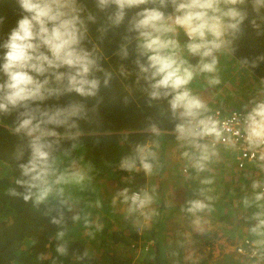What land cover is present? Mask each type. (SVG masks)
Here are the masks:
<instances>
[{"label": "clouds", "instance_id": "9594fccd", "mask_svg": "<svg viewBox=\"0 0 264 264\" xmlns=\"http://www.w3.org/2000/svg\"><path fill=\"white\" fill-rule=\"evenodd\" d=\"M13 2L19 18L0 43V117L15 113L11 134L17 137L22 134L26 143L18 144L13 153L23 177L15 183L24 192L16 193L13 189L12 195H21L25 202L32 200L40 205L54 193L63 196L64 185L81 184L85 179L82 172L60 171L55 153L62 140L75 142L81 136L80 121L88 117L82 101L97 97L102 86H110L114 75L126 78L131 74L124 65L118 69L102 66V53L99 44L91 41L90 25H97L98 40L110 30L125 26L114 55L121 60L134 57L135 83L142 85L140 91L149 105L166 102L167 112L176 122L175 140L184 149L181 157L187 162L186 171L190 168L197 175L209 171L218 155L216 143L223 138V129L191 86L198 78H204L209 86L220 84L222 55L249 71L264 64V54L251 58L235 55L246 29L256 37H264V0ZM99 14H103L102 19ZM3 20L0 17V23ZM85 41L91 47H85ZM190 58L196 62L190 63ZM73 95L81 99L45 105L48 100ZM245 122L249 144L264 143V100L253 103ZM147 131L158 137L161 129L158 123L150 122ZM75 146L73 143L72 147ZM156 161V151L145 141L135 144L133 154L125 156L119 167L150 176ZM200 183L211 185L213 179L208 176ZM252 190L251 200L243 198L246 208L257 209L249 217L255 221L249 231L264 237V183L253 181ZM129 192L124 188L117 195L129 203L130 213L141 212L153 202V195L146 190L131 195ZM60 203L65 204V200ZM205 210L211 211V206L204 200L187 201L188 213L195 215ZM61 219H53L52 223L59 224ZM63 236L64 232L57 233V239ZM56 251L64 254L66 248L61 244Z\"/></svg>", "mask_w": 264, "mask_h": 264}, {"label": "trees", "instance_id": "16d2710c", "mask_svg": "<svg viewBox=\"0 0 264 264\" xmlns=\"http://www.w3.org/2000/svg\"><path fill=\"white\" fill-rule=\"evenodd\" d=\"M96 27L94 25L91 35L103 50L102 66L105 69H118L120 65H124L131 74L126 78L114 75L110 86H102L97 97L82 101L88 110V117L80 121L81 136L75 142L62 140L55 153L58 169L69 173L82 172L86 176L85 183H70L68 187L64 185L63 196L54 193L47 202L40 205H35L32 200L25 202L21 195H12L10 190L13 189L16 193L24 192L15 183L16 179L23 177L13 153L18 144L26 141L22 134L20 137L11 134L10 125L15 120V113L0 117L3 121L0 123V264H133L132 250L137 248L140 249V254L144 253L139 257L140 264H180L168 260V257L173 256L177 245L167 241L162 246L159 244L161 237L166 236L164 227L168 226L162 203L155 208L157 215L152 228L148 231L140 229V233L137 227L132 226L131 214L118 221L94 215L97 210L92 206V201L97 198L107 200L105 195L95 192L96 188L104 190L106 178L111 175H126L127 171L120 169L119 162L125 156L133 154L135 144L145 141L156 144L162 139H175L173 128L176 123L167 112L165 101L151 105L146 102V97L140 91L142 85L137 86L135 83L134 57L130 55L128 60H121L116 55H109L112 48L108 42L115 40L120 44L125 26L110 30L102 40L97 39ZM258 54H264V37H256L251 30L246 29L238 41L236 58H251ZM190 59V63L195 60ZM249 72L259 76L260 80L264 79V64ZM96 75L99 76L100 73ZM262 85L264 86V81L259 83L260 87ZM261 92V88H254V96L262 94ZM73 98L81 99L74 95L64 96L48 100L45 105H63ZM150 122H156L160 126L158 137H152L147 131ZM107 131L116 132L105 133ZM73 143L75 148L72 147ZM161 168L162 165L159 169ZM191 173L193 174L192 170ZM197 184L198 182L195 193L198 194L199 187L203 184ZM83 187L88 190L86 195L82 192ZM214 198L217 196L214 195ZM61 200H65V204L61 205ZM54 209H59V212ZM53 219H61V223L54 224ZM161 219L162 226L157 229ZM94 220L97 221V226H94L92 232L85 234L86 230L93 229L90 222ZM86 227L89 229H85ZM58 232H64L63 238L57 239ZM61 244L66 248L64 254L56 251ZM201 245L210 246L211 241L206 237L204 239L203 235ZM259 247L260 254L263 251L261 243ZM121 249L125 251L124 254L119 253ZM249 260L256 261V258ZM206 263L207 258L203 257L199 263L192 264Z\"/></svg>", "mask_w": 264, "mask_h": 264}, {"label": "rangeland", "instance_id": "374dc122", "mask_svg": "<svg viewBox=\"0 0 264 264\" xmlns=\"http://www.w3.org/2000/svg\"><path fill=\"white\" fill-rule=\"evenodd\" d=\"M191 60V59H190ZM193 64L196 62V59L192 61ZM219 75L221 78V83L218 85L214 86H209L207 84V81L204 78H198L196 82L191 86L193 87L194 92L199 95L209 106V108H213L214 106H218L223 109H246V108H251L253 106V103L256 101L264 100V86L262 87L259 86V83L262 81L259 79V76L252 75L247 68L241 67L235 60L231 59L230 57L226 55H222L220 57V65H219ZM236 85V86H235ZM257 87V89L262 90V94H256L254 96V88ZM199 92V93H198ZM250 104H249V103ZM244 104V105H243ZM167 147V149H171L167 154H165V148L164 151H159L157 152V155L163 158L166 156L168 157L167 161L161 162L160 164L156 163L155 168L153 171V174L149 176V179H147L148 176H146L142 171H136L134 174L130 173V175L125 176H114L111 175L108 178H106L107 182H105L104 190L100 188H96L95 192H98V194L102 193L101 195H105V199H107L109 196H112L111 198H108L107 200L102 199H94L92 201V206L95 207V210H97L94 215H98V217L103 216L107 217L108 219L114 221L117 219H123V217H127V214L122 215L124 207H125V202H123V198L118 196L116 189L119 187H125L127 189L133 188L136 186V180L137 182L140 181L141 179V173L143 174L144 178L147 180L149 183L148 185V192L153 195L154 199L152 204L144 209L141 212H136L132 216V226L138 227L139 229H144L142 221L143 218L146 216H149L150 214H154L155 212L152 211V209L155 210L156 207H158V199L160 198V193H162L163 197L165 198V201L168 200L166 203H174L175 200H177V197H182L184 195V198H189L187 195H190L193 193V189L196 187V180L197 182L210 176L213 179V183L211 185H203L202 187V194L197 195V199L204 200L206 203L211 204L212 202L210 200H207L206 197H210L212 194L217 195L218 197H222L221 193V186H216V176H222L225 178V175H228L229 177H233L239 180L241 177V183L243 184L244 187L247 186V189L249 192L252 190L249 189L250 184H252L251 181L244 183V181L250 180V179H255L256 181H260L261 178V170H260V165L256 161L249 162L246 166V170L240 171L241 169H237L234 165V158L231 154V152H227L225 149L221 147H217V153L218 155L213 158L212 163L209 165V171L206 173H201L199 176H191L187 175V172H182V165L187 163L182 157H180V161L177 160L176 158L170 159L172 157H176L171 155L172 153H176V148L172 152V146L176 145L177 142L175 139H171L164 143ZM153 147V150L156 151L154 143H151ZM164 153V154H163ZM166 157L163 159L165 160ZM224 164L223 167H219L216 164ZM179 162V165L177 164ZM176 163V164H175ZM162 165V169L159 170V166ZM260 174V177L258 176ZM136 179V180H134ZM187 179V180H186ZM184 180L186 183H184ZM193 180L192 184L188 183L187 181ZM84 181H86V176ZM83 181V182H84ZM117 181V183H115ZM82 182V183H83ZM233 182V181H231ZM85 183V182H84ZM119 184H124L123 186H120ZM199 184V182H198ZM70 185H66L68 187ZM233 186V187H232ZM199 187V188H201ZM227 187H232L231 190L237 189L238 191H241V188L238 183H231L230 186ZM70 189V187H69ZM83 194L86 195L88 193V190H86L85 187L82 189ZM115 190V191H114ZM122 190V188H121ZM258 190V189H257ZM120 191V190H119ZM74 193V192H73ZM71 194V196L73 195ZM115 193V194H114ZM229 194V190H228ZM234 195V194H232ZM73 197V196H72ZM250 200V196L247 197ZM243 200V198H242ZM78 206V204H76ZM184 207L186 208V204L183 203ZM211 206V205H210ZM218 207L220 205H217ZM154 207V208H152ZM166 207V206H165ZM255 206L252 207H245L244 204H242V210L243 216L246 217L247 219L249 216H251L252 209ZM256 208V207H255ZM213 210L216 208L212 207ZM240 209V210H241ZM113 212L115 214H113ZM128 210H126V213ZM167 211L164 210V213ZM210 213L212 211L205 210L203 212L196 213L195 215L193 214H188L183 216L182 218V226L181 228H184L185 226H190L192 231L194 226L197 224L199 232L196 233H184L180 234L177 233L175 236L172 233H175V229L171 231V229L166 230V235L167 237L164 238V236L161 237V243H159L161 246L163 243L167 242H173L177 241L180 237L181 244L179 246H176L175 252L173 253V256L168 257V260L170 262H179L180 264H192V263H199L201 258H206L207 256V263L210 264H221L219 261H221L222 257L224 258V263L223 264H264V256L262 257V254H259L258 257H256V261L249 260L245 257H241L239 254L235 252L234 248V243L240 244L242 242V236H245L246 232L243 231L244 228L239 227V229H233L230 231V234L228 237L218 239L220 238L219 236L215 235L213 237V243L212 245L207 246L204 245L202 247H196L195 248H189V239L190 235L193 234H201L202 231L207 230L204 229V227H208L209 229H212V226L214 225L215 228V223L214 220H216L215 216H210ZM120 215V216H115V215ZM122 215V216H121ZM151 220L154 219V216H151ZM142 218V219H140ZM131 220V217H129ZM179 218L177 220H173L174 222H177V226L181 225V222L179 221ZM234 220V218H233ZM101 221V220H100ZM165 221V220H164ZM163 219L160 220V225L157 227V229H160L162 226ZM168 224H173V222L169 220H166L165 223ZM230 225H232L231 219H230ZM247 220L242 221V225L245 227L247 224ZM91 230H86L85 234H88L92 232L95 228L94 226H97V221L94 220V222H90ZM99 224V222H98ZM84 226H86L84 224ZM83 226V227H84ZM166 227H164L165 230ZM85 229H89V227H86ZM163 229V228H162ZM204 229V230H202ZM146 232V231H145ZM162 233V232H161ZM249 236L253 235L250 232L247 233ZM218 239V240H217ZM217 240V241H216ZM236 240V241H235ZM253 240L257 245H262L263 251L264 252V237H259L255 236ZM175 241V242H176ZM235 241V242H234ZM176 245V244H174ZM221 245V247L218 248V246ZM140 249H133L132 250V256H133V264H140L141 260L139 259L140 256H143L144 253H139ZM125 251L122 249L120 250L119 253L124 254ZM139 253V256H138ZM131 254V253H130ZM209 255V256H208ZM227 257V258H225ZM227 260V261H226Z\"/></svg>", "mask_w": 264, "mask_h": 264}, {"label": "crops", "instance_id": "0c3cea01", "mask_svg": "<svg viewBox=\"0 0 264 264\" xmlns=\"http://www.w3.org/2000/svg\"><path fill=\"white\" fill-rule=\"evenodd\" d=\"M102 15L103 14H99V17H101ZM0 17H4L3 23H0V43H2L7 38V34L9 33V31L15 26L16 20L19 18V11L15 7L13 0H3V2L0 3ZM93 27H94V25H90V37H91V41L96 43V41L94 40L93 36L91 35V33L93 31ZM108 45L112 48V51L109 53V55L115 56L114 53L117 51L119 44L117 43V41L111 40V41L108 42ZM85 47H91V43L89 41H85ZM100 50H101V53L104 54L103 50L101 48H100ZM104 58H107V56L104 55ZM61 71H63V69H61ZM96 74H98V73H96ZM0 79H2V77H0ZM225 110H228V109H225ZM114 132H116V131H107L105 133H114ZM100 133H104V132H100ZM167 141H169V140L165 141V140L162 139L160 142L159 141L156 142V145H155L156 153L159 152V151H161V152L164 151V148H165V154H167L169 151H171V149H167V147H169V146H167V144H166V146H164L165 145L164 143H166ZM148 142H150V141H148ZM151 143L152 142H150V144ZM159 144H161V145H159ZM163 146H164V148H163ZM152 147H154V145ZM172 148H173L172 152L176 148V153H172L171 155L176 156V157H172L170 159L176 158V162H177V160L180 161L181 152L184 151V149L181 148V146L178 143L176 145H173ZM164 158H163L162 155H161V157H159L157 155L156 163L160 164L161 162H164V161L168 160V157H166V159L163 160ZM177 164L179 165V162ZM216 164H217V161H216ZM180 165H182L181 169L187 167V163L180 164ZM223 165L224 164H220V163L217 164V166H219V167H223ZM158 166L161 167V165H158ZM244 170H246V169H241L240 171H244ZM185 172H187V175H191V176H194V177L197 176L196 173H194V172H193V174L191 173V169L190 168H188V170L185 171ZM127 175H130V173L127 172L126 175H123V177L125 178V176H127ZM141 176L142 177H141L139 182H137L138 180L134 179V180H136V186L133 187V188H130L129 191L131 189L136 188V187L137 188L141 187V188H144L146 191H148V186H149L148 184L149 183L144 178L142 173H141ZM225 176H226L225 178H223L222 176H218V177L216 176V179H215L216 180V186H219V185L221 186L220 188H221L222 197H218L216 195L217 198H214V194H212L210 196L211 197L210 201L212 199L215 200V201L213 200L214 202L211 201L213 203L210 204L211 205V211H212V213H210V216H215L216 217V220H214L215 228H214V225L212 226V229H209L206 226V227H204V229H207V230L202 229L204 231H202L201 234L190 235L189 248H195V246L200 248V247L204 246V245H201V239L203 238V235H204V239H205V237L208 238L211 241V245H212L213 237L215 235L220 237L218 239H221V240H222V238L226 239L228 237V235L230 234L231 230L239 229V227L244 228L243 231L246 232L245 236H242V239L248 237L249 239L254 241L253 240L254 237L252 238L247 233L250 232L249 228L255 223V221L250 220L249 218L248 219L246 218L248 223L245 225V227L242 225V222L240 223V221L244 220V216H243V212L244 211L241 209L242 208V204H243L242 198L250 196V200H251L252 196H253V190H250L251 192H249V190L247 189V186L246 187L243 186V184L240 181L241 177L238 180L236 178L229 177L228 175H225ZM258 176L260 177L259 174H258ZM147 179H149V176L147 177ZM200 181H198V182H200ZM231 181H233L235 183H238L240 188H241V191H238L237 189L231 190V188L233 186L232 187H227V186H230L231 183H233ZM249 181L253 182V181H256V180L255 179H250V180L244 181V183L249 182ZM260 181H261V178H260ZM187 182L192 184V182H194V181L190 180V181H187ZM196 182H197V180H196ZM115 183H117V181H115ZM138 183H140V186H138ZM184 183H186L185 180H184ZM119 185L123 186L124 184H119ZM251 186H252V184H250L249 189H251ZM121 188L124 189L125 187H119V189L117 188L116 191L119 192V190H121ZM193 190H194L193 193H191L190 195H187L189 198H184V195L182 197L179 196V197H177V200H175L174 203H166L168 200L165 201V198L163 197L162 193H160V195H161L160 198H157L158 199V203H159V205L162 203L163 206H164L162 211H163L164 216H166V220L170 219V221L173 222V224H168V222H167L168 226H167V228H165V230H163V232H166L167 229H171V231L173 229H175L176 232L172 233V234H174V236L177 233H180V234L190 233V234H192V233L199 232L197 224L194 226L193 231H192L190 226H185L184 225V228H181V226H182V222L181 221H182V218H183L184 214L185 215L190 214V213H188L186 211L187 201L191 200V199H197V195H201L202 192H203L202 187L200 188V192L198 194L195 193V191L197 190L196 187ZM228 190H229V194H228ZM232 194H234V195H232ZM112 196H109L108 198H111ZM183 203L186 204V208H183L184 207ZM217 205H220V206L218 207ZM212 207H214L216 209L213 210ZM152 208H154V207H152ZM128 209H129V203H125V207H124L122 215L127 214V216H128V214L134 215L136 213V212L130 213L129 211L126 213V210H128ZM164 210H166L167 212L164 213ZM152 211L155 212L153 215L150 214L149 216H146L143 219L140 218V219H142V221H140V225H141V222H142L143 223V227L145 226L144 229H142L141 231H144V230L148 231L154 225L155 219L151 220V218H152L151 216H154V218H155V216L157 215V212L154 209H152ZM252 211L253 212L251 213V216H252V214L255 211H257V209L254 207L252 209ZM113 214H115V213L113 212ZM115 216H120V215L117 214ZM251 216H249V217H251ZM178 218H179L178 222L179 221L181 222L180 226H177V222L173 221V220H177ZM233 218H234V220H233ZM230 219H231V222H234V223H232V225H230V222H229ZM237 223H239V224L237 225ZM166 237H167V235H166ZM166 237H164V238H166ZM181 237L182 236L180 235V237L177 238L178 240L177 241L175 240L176 242L173 241V243L176 244L177 246H179L182 243L181 240H180ZM199 238H200V240H198ZM236 244L237 243H234V246ZM207 246H209V245H207ZM257 246H258V248H260L259 245H257ZM219 247H221V245H219L218 248ZM260 254H262V257L264 256V252H261ZM206 258H207V256H206ZM225 258H227V257H225ZM219 262L221 264H223L225 262L224 258L222 257L221 261H219ZM208 264H210V263H208Z\"/></svg>", "mask_w": 264, "mask_h": 264}, {"label": "built area", "instance_id": "2783aa9c", "mask_svg": "<svg viewBox=\"0 0 264 264\" xmlns=\"http://www.w3.org/2000/svg\"><path fill=\"white\" fill-rule=\"evenodd\" d=\"M250 109L225 110L218 106L210 109L211 114L220 122V126L223 129V138L216 143V148L221 147L227 152H231L237 169H246L247 164L252 161L259 163L262 175L260 182L264 183V143L252 146L247 138L245 115ZM182 171L185 172L186 168H183ZM144 190V188H135L129 192V195L133 192ZM137 229L138 233H140V229ZM234 248L237 254L245 258L251 259L259 256L258 246L248 237L244 238L240 244H236Z\"/></svg>", "mask_w": 264, "mask_h": 264}]
</instances>
